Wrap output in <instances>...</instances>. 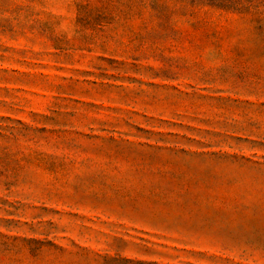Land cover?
Instances as JSON below:
<instances>
[{
    "label": "rangeland",
    "instance_id": "obj_1",
    "mask_svg": "<svg viewBox=\"0 0 264 264\" xmlns=\"http://www.w3.org/2000/svg\"><path fill=\"white\" fill-rule=\"evenodd\" d=\"M0 264H264V0H0Z\"/></svg>",
    "mask_w": 264,
    "mask_h": 264
}]
</instances>
